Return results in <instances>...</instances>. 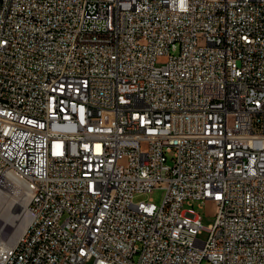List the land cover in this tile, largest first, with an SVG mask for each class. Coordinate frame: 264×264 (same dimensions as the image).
Listing matches in <instances>:
<instances>
[{
  "label": "built area",
  "instance_id": "1",
  "mask_svg": "<svg viewBox=\"0 0 264 264\" xmlns=\"http://www.w3.org/2000/svg\"><path fill=\"white\" fill-rule=\"evenodd\" d=\"M11 173L0 264H264V0H0Z\"/></svg>",
  "mask_w": 264,
  "mask_h": 264
},
{
  "label": "rangeland",
  "instance_id": "2",
  "mask_svg": "<svg viewBox=\"0 0 264 264\" xmlns=\"http://www.w3.org/2000/svg\"><path fill=\"white\" fill-rule=\"evenodd\" d=\"M165 62V58H158L157 63L163 64ZM3 192H1L0 197V230H2L7 236L11 235V231L14 229L12 225H6L5 220L7 219L8 213L11 214L10 218H13L17 207L21 203H25L24 199L27 197V208L29 205L30 196L32 193L31 185L28 181L18 177L15 174H12L11 181H6V184L2 187ZM8 194V195H7ZM166 194V190L163 187L156 188L149 194H141L135 197L136 201L152 198L154 203L157 205H161L164 201ZM3 204V205H1ZM202 205H199L197 202L194 205V208L198 210L202 216V223L204 226H208L213 224L215 221V205L211 201L202 202ZM27 211L24 210V213ZM17 222V221H16ZM15 222V223H16ZM12 227V229H11ZM11 230V231H10ZM208 232L203 230L202 233L199 234V237L202 239H206ZM203 264H208V262H203Z\"/></svg>",
  "mask_w": 264,
  "mask_h": 264
},
{
  "label": "bare ground",
  "instance_id": "3",
  "mask_svg": "<svg viewBox=\"0 0 264 264\" xmlns=\"http://www.w3.org/2000/svg\"><path fill=\"white\" fill-rule=\"evenodd\" d=\"M12 174H14V173H11L9 175V177H8L9 179L12 178ZM4 184H6V181L2 184V186L0 188V197H1V192H3V190H1V189L4 186ZM30 198H31V196H30ZM24 201H25V203H21L17 207L16 211L12 212V213H17V212H19V213L14 214L13 218H10L11 214L8 213L7 219L5 220V223H4L6 225H12L13 226L14 229L12 231L10 230L11 235L8 236L13 241L17 240L18 237L27 229V227L29 226V224L31 222V217L33 216V207H29V205H28V208H27V206H26L27 197H25ZM29 203H30V200H29ZM1 205H3V204H1ZM24 210L27 212L24 213ZM11 229H12V227H11Z\"/></svg>",
  "mask_w": 264,
  "mask_h": 264
}]
</instances>
